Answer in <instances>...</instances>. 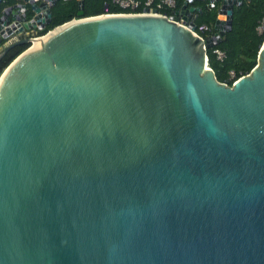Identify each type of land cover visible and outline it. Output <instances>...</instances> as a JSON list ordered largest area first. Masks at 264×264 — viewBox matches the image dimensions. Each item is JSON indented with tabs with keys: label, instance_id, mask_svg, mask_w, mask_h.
Segmentation results:
<instances>
[{
	"label": "water",
	"instance_id": "1",
	"mask_svg": "<svg viewBox=\"0 0 264 264\" xmlns=\"http://www.w3.org/2000/svg\"><path fill=\"white\" fill-rule=\"evenodd\" d=\"M55 1L0 0V40ZM188 1L84 16L77 0L0 72V264H264V37L218 81L202 43L240 0L203 42Z\"/></svg>",
	"mask_w": 264,
	"mask_h": 264
},
{
	"label": "trees",
	"instance_id": "2",
	"mask_svg": "<svg viewBox=\"0 0 264 264\" xmlns=\"http://www.w3.org/2000/svg\"><path fill=\"white\" fill-rule=\"evenodd\" d=\"M13 0H5L10 3ZM142 2L143 0H139ZM159 0H152V6ZM209 0H190L185 7L194 6L198 10L193 12V23L199 25L205 23L208 25L209 33H214V20L217 16V10L220 0H215L213 4H208ZM184 0H175L173 7H162L159 12L167 16L173 14L174 10L183 4ZM107 3V11H122L120 7L113 4L110 0H82L83 15L99 14L103 11V4ZM264 0H240L233 4L231 9L230 26L220 36V40L205 48L206 61L212 69L215 78L218 81L231 83L229 71H233L234 77H238L250 70L256 62L257 50L263 33H257L255 27L258 20L264 16ZM77 0H56L49 6L50 21L40 29L28 30L25 36L41 35L53 26L77 17ZM21 37V35H20ZM22 38V37H21ZM4 39L0 41V44ZM28 42L17 43L8 47L0 56V72L20 51L27 47ZM217 48L223 51V56L219 59L215 56L213 49Z\"/></svg>",
	"mask_w": 264,
	"mask_h": 264
},
{
	"label": "built area",
	"instance_id": "3",
	"mask_svg": "<svg viewBox=\"0 0 264 264\" xmlns=\"http://www.w3.org/2000/svg\"><path fill=\"white\" fill-rule=\"evenodd\" d=\"M113 4L117 5L118 7H120L122 9V11H115V12H110L107 11V3L103 4V11L99 14H110V13H149V12H159V9H161L162 7H173L175 4V0H159L157 3H155L154 6H152V0H143L142 2H140L139 0H110ZM215 0H209L208 4L211 5L213 4ZM264 6V3H263ZM193 12H195V10L191 11V17L190 19H193ZM161 13V12H159ZM218 15V13H217ZM181 21V20H178ZM182 22V21H181ZM187 21H183L184 24H186ZM36 29V28H35ZM208 25L205 23H201L199 25H195L194 26V33L203 41H205V39H208L212 36L213 33H209L208 31ZM257 33H263L264 32V16L261 17L258 22L257 25L255 27ZM27 33V31H21V32H17V33H10L8 34L6 37L1 38L4 39V46L16 39H19L21 37H24L25 34ZM21 35V37H20ZM39 35H35V36H25L28 37V44L32 43V39L37 38ZM0 40V41H1ZM203 49L205 50L204 47V43H202ZM213 52L215 53V56L217 58H221L223 56V51H221L220 49L214 48ZM229 78L233 81L235 79L233 71H229ZM231 81V82H232ZM227 83V82H226Z\"/></svg>",
	"mask_w": 264,
	"mask_h": 264
},
{
	"label": "bare ground",
	"instance_id": "4",
	"mask_svg": "<svg viewBox=\"0 0 264 264\" xmlns=\"http://www.w3.org/2000/svg\"><path fill=\"white\" fill-rule=\"evenodd\" d=\"M219 16H221V14H219ZM36 43H37V38L32 39V43L31 44L35 45Z\"/></svg>",
	"mask_w": 264,
	"mask_h": 264
},
{
	"label": "crops",
	"instance_id": "5",
	"mask_svg": "<svg viewBox=\"0 0 264 264\" xmlns=\"http://www.w3.org/2000/svg\"><path fill=\"white\" fill-rule=\"evenodd\" d=\"M15 1V0H14ZM25 31V30H24ZM26 31H28V30H26ZM0 46L2 47V46H4V44L2 43V44H0Z\"/></svg>",
	"mask_w": 264,
	"mask_h": 264
},
{
	"label": "rangeland",
	"instance_id": "6",
	"mask_svg": "<svg viewBox=\"0 0 264 264\" xmlns=\"http://www.w3.org/2000/svg\"><path fill=\"white\" fill-rule=\"evenodd\" d=\"M31 45H33V44H31Z\"/></svg>",
	"mask_w": 264,
	"mask_h": 264
}]
</instances>
